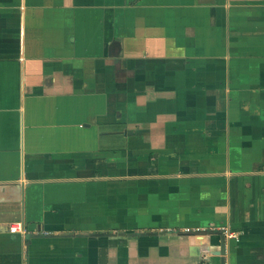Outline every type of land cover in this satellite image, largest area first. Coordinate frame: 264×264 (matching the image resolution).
Masks as SVG:
<instances>
[{"label": "crops", "instance_id": "0c3cea01", "mask_svg": "<svg viewBox=\"0 0 264 264\" xmlns=\"http://www.w3.org/2000/svg\"><path fill=\"white\" fill-rule=\"evenodd\" d=\"M0 264H264V0H0Z\"/></svg>", "mask_w": 264, "mask_h": 264}, {"label": "built area", "instance_id": "2783aa9c", "mask_svg": "<svg viewBox=\"0 0 264 264\" xmlns=\"http://www.w3.org/2000/svg\"><path fill=\"white\" fill-rule=\"evenodd\" d=\"M8 231L11 233H14V232L23 233V227H22V225L17 223V224H14L13 226H11L10 228H8ZM222 233L225 235L226 238H234L235 237L234 234H231L227 230H223Z\"/></svg>", "mask_w": 264, "mask_h": 264}, {"label": "water", "instance_id": "95a60500", "mask_svg": "<svg viewBox=\"0 0 264 264\" xmlns=\"http://www.w3.org/2000/svg\"><path fill=\"white\" fill-rule=\"evenodd\" d=\"M198 234V231H186V232H182L180 235H183V236H193V235H196ZM219 242H220V250H219V256H221L223 254V238L222 236L220 235L219 236Z\"/></svg>", "mask_w": 264, "mask_h": 264}]
</instances>
